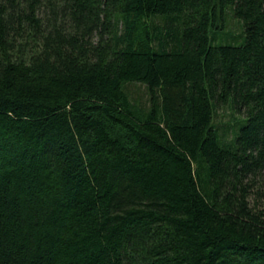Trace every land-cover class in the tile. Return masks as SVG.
<instances>
[{"label": "trees", "instance_id": "obj_1", "mask_svg": "<svg viewBox=\"0 0 264 264\" xmlns=\"http://www.w3.org/2000/svg\"><path fill=\"white\" fill-rule=\"evenodd\" d=\"M0 264H264V0H0Z\"/></svg>", "mask_w": 264, "mask_h": 264}, {"label": "rangeland", "instance_id": "obj_2", "mask_svg": "<svg viewBox=\"0 0 264 264\" xmlns=\"http://www.w3.org/2000/svg\"><path fill=\"white\" fill-rule=\"evenodd\" d=\"M231 8V7H229ZM228 16L225 22V27L222 32L225 31L229 34V44L239 45L241 44L237 39L240 37L239 33L242 32V23L237 18L232 16L228 11ZM219 43L227 44L222 38ZM218 43V44H219ZM126 90L131 96V99L136 104H142L143 106L148 103V90L144 84L141 83H130L126 86ZM245 118L244 114H239L232 108L231 105L219 106L216 110L215 123L219 126L220 133L227 130V138L231 139L234 136V128L237 123H240Z\"/></svg>", "mask_w": 264, "mask_h": 264}]
</instances>
